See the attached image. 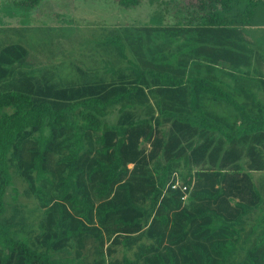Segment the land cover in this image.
Instances as JSON below:
<instances>
[{
  "label": "trees",
  "instance_id": "obj_1",
  "mask_svg": "<svg viewBox=\"0 0 264 264\" xmlns=\"http://www.w3.org/2000/svg\"><path fill=\"white\" fill-rule=\"evenodd\" d=\"M259 3L124 25L80 83L18 71L27 49L0 48V264H264V56L246 33ZM12 169L43 208L32 243L2 223ZM88 239L98 257L73 263Z\"/></svg>",
  "mask_w": 264,
  "mask_h": 264
},
{
  "label": "rangeland",
  "instance_id": "obj_2",
  "mask_svg": "<svg viewBox=\"0 0 264 264\" xmlns=\"http://www.w3.org/2000/svg\"><path fill=\"white\" fill-rule=\"evenodd\" d=\"M257 11L246 33L254 47L264 56V0H259ZM196 0H140L136 6L124 7L114 0H40L30 6L23 0H0V48L19 43L27 49L18 71L40 77L44 72L57 84L80 83L103 74L106 60L112 55L100 45L110 33L121 31L124 25L180 24L184 19L197 16ZM16 76V75H15ZM143 110H138L142 112ZM136 112V113H138ZM116 111L108 120L115 122ZM148 148V143H143ZM246 161L243 165L246 166ZM12 181L5 195V213L2 223L10 225L15 236L30 243L39 232L43 215L38 199L26 192V182L12 169ZM259 187L264 186V171H252ZM264 195V187L262 188ZM264 210V202L261 204ZM250 213L244 223L248 227L258 215ZM96 242L88 239L83 250L73 247L54 253L55 257L89 263L98 257ZM133 251L118 247L115 258Z\"/></svg>",
  "mask_w": 264,
  "mask_h": 264
},
{
  "label": "built area",
  "instance_id": "obj_3",
  "mask_svg": "<svg viewBox=\"0 0 264 264\" xmlns=\"http://www.w3.org/2000/svg\"><path fill=\"white\" fill-rule=\"evenodd\" d=\"M177 177V176H176ZM179 184H178V181H177V179L175 178V182H173V183H171V187L172 188H175L176 186H178ZM186 187H182V189H185Z\"/></svg>",
  "mask_w": 264,
  "mask_h": 264
}]
</instances>
